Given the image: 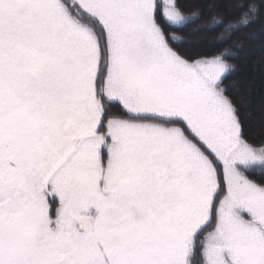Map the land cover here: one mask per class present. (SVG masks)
I'll return each instance as SVG.
<instances>
[{
    "label": "snow or ice",
    "instance_id": "1",
    "mask_svg": "<svg viewBox=\"0 0 264 264\" xmlns=\"http://www.w3.org/2000/svg\"><path fill=\"white\" fill-rule=\"evenodd\" d=\"M203 2L0 0V264H264V0Z\"/></svg>",
    "mask_w": 264,
    "mask_h": 264
},
{
    "label": "trees",
    "instance_id": "2",
    "mask_svg": "<svg viewBox=\"0 0 264 264\" xmlns=\"http://www.w3.org/2000/svg\"><path fill=\"white\" fill-rule=\"evenodd\" d=\"M181 7L187 12L193 5L200 8H204L205 4L203 0H180ZM245 48L242 53V59L240 64L242 65V73L249 76L256 75L259 77L257 80V88L264 87L261 85V81H264V49L258 47L260 41L251 39L249 36L243 37ZM206 41H200L198 43L186 44L183 47L195 50L196 48L205 47ZM236 78V77H233ZM262 110L260 106H257L255 116L245 122V132L248 137H264V119H262Z\"/></svg>",
    "mask_w": 264,
    "mask_h": 264
}]
</instances>
